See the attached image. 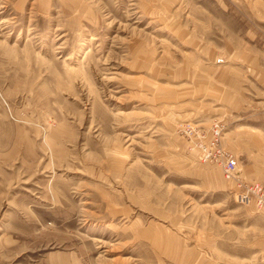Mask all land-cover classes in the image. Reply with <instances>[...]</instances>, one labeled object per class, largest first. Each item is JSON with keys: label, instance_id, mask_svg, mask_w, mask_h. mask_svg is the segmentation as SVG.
I'll return each instance as SVG.
<instances>
[{"label": "rangeland", "instance_id": "1", "mask_svg": "<svg viewBox=\"0 0 264 264\" xmlns=\"http://www.w3.org/2000/svg\"><path fill=\"white\" fill-rule=\"evenodd\" d=\"M264 0H0V264H264Z\"/></svg>", "mask_w": 264, "mask_h": 264}, {"label": "built area", "instance_id": "2", "mask_svg": "<svg viewBox=\"0 0 264 264\" xmlns=\"http://www.w3.org/2000/svg\"><path fill=\"white\" fill-rule=\"evenodd\" d=\"M197 146L204 160L218 162L224 176L236 182V201L243 204L253 203L257 209L264 210V184L258 180H245L241 176L236 156L221 144V126L218 122L212 125L208 138L198 141Z\"/></svg>", "mask_w": 264, "mask_h": 264}, {"label": "bare ground", "instance_id": "3", "mask_svg": "<svg viewBox=\"0 0 264 264\" xmlns=\"http://www.w3.org/2000/svg\"><path fill=\"white\" fill-rule=\"evenodd\" d=\"M209 135H210V133H209ZM206 161H210V160H206ZM210 162H215V161H210ZM216 163H218V162H216ZM219 164V163H218ZM220 165V164H219ZM221 166V165H220ZM221 168H222V166H221ZM224 174V173H223ZM230 179V178H229ZM235 195H236V197H237V189H236V193H235Z\"/></svg>", "mask_w": 264, "mask_h": 264}]
</instances>
